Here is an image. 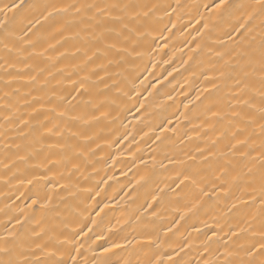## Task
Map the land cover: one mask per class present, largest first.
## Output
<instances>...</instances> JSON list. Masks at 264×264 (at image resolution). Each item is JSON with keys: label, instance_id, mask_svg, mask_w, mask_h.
Here are the masks:
<instances>
[{"label": "bare ground", "instance_id": "bare-ground-1", "mask_svg": "<svg viewBox=\"0 0 264 264\" xmlns=\"http://www.w3.org/2000/svg\"><path fill=\"white\" fill-rule=\"evenodd\" d=\"M16 3L0 264H264V0Z\"/></svg>", "mask_w": 264, "mask_h": 264}, {"label": "snow or ice", "instance_id": "snow-or-ice-1", "mask_svg": "<svg viewBox=\"0 0 264 264\" xmlns=\"http://www.w3.org/2000/svg\"><path fill=\"white\" fill-rule=\"evenodd\" d=\"M21 3H23V0H21ZM19 7H20V4H17L16 0H11V3L6 4L4 6V9H0V11H15ZM112 47H115V45H112ZM262 82H264V81H262ZM262 112H264V109H262ZM262 247H264V246H262Z\"/></svg>", "mask_w": 264, "mask_h": 264}]
</instances>
